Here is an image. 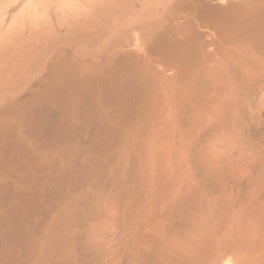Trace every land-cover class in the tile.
Instances as JSON below:
<instances>
[{
    "label": "bare ground",
    "instance_id": "1",
    "mask_svg": "<svg viewBox=\"0 0 264 264\" xmlns=\"http://www.w3.org/2000/svg\"><path fill=\"white\" fill-rule=\"evenodd\" d=\"M0 264H264V0H0Z\"/></svg>",
    "mask_w": 264,
    "mask_h": 264
}]
</instances>
